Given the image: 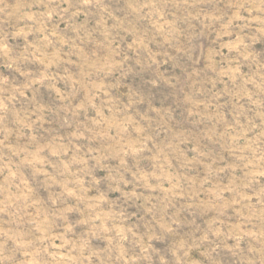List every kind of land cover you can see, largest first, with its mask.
I'll return each mask as SVG.
<instances>
[{"label":"rangeland","instance_id":"374dc122","mask_svg":"<svg viewBox=\"0 0 264 264\" xmlns=\"http://www.w3.org/2000/svg\"><path fill=\"white\" fill-rule=\"evenodd\" d=\"M0 264H264V0H0Z\"/></svg>","mask_w":264,"mask_h":264}]
</instances>
